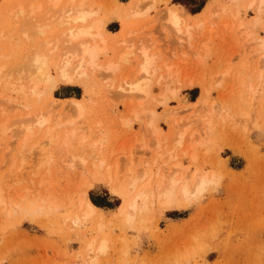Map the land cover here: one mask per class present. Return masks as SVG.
<instances>
[{"label": "rangeland", "instance_id": "374dc122", "mask_svg": "<svg viewBox=\"0 0 264 264\" xmlns=\"http://www.w3.org/2000/svg\"><path fill=\"white\" fill-rule=\"evenodd\" d=\"M35 1L0 0V53L6 51L9 58L0 54L1 65L16 62L24 53L21 63L32 51L29 46L38 37L22 25L32 23L33 28L34 19L43 17L45 7L28 13ZM246 1L89 0L98 7L96 16L107 18L105 29L111 36L106 57L115 59L124 45L136 50L126 63H119L115 74L95 71L75 83L58 82L50 95L41 96L29 93L27 79L12 72L13 65L4 66L2 70L11 74L0 71V188L7 195L6 207L0 204V264H264V4L256 15ZM13 4L16 8L25 4L20 16L8 11ZM171 5L189 15L190 39L165 20ZM133 6L146 12L133 16ZM255 16L259 18L253 23ZM119 39L125 42L115 43ZM141 40L149 44V52L158 54L159 69L144 83L147 94H125L119 85L136 69ZM11 42L19 47L9 56L10 46L6 47ZM50 72L56 76L52 65ZM164 79L178 91L172 96L165 90L169 97L161 104ZM71 99L82 105L79 117L68 104ZM51 100L52 105L57 103L53 113L66 107L63 117L68 113L67 117L75 114L78 119L57 127L52 124L56 114L51 112L54 116L47 126L55 129L52 134L58 140L45 142L47 147L40 150L46 126L39 128L30 118L38 111L45 113ZM20 117L33 123L31 132H36L24 146ZM153 125L164 136L156 140L160 145L154 141ZM73 127V136L65 137L63 131ZM92 161L102 163L96 171ZM204 172L215 173L219 181L189 199L187 206L178 194L176 205L163 207L151 193L170 175L182 174L185 178L181 176L178 184L185 179L192 184ZM140 187L146 188L148 199L132 214L125 203ZM83 197L98 204L92 202L96 212L91 217L82 216ZM126 211L133 215L129 220L124 219Z\"/></svg>", "mask_w": 264, "mask_h": 264}, {"label": "bare ground", "instance_id": "6f19581e", "mask_svg": "<svg viewBox=\"0 0 264 264\" xmlns=\"http://www.w3.org/2000/svg\"><path fill=\"white\" fill-rule=\"evenodd\" d=\"M30 1H32V0H29V2ZM149 1L151 3H153L155 0H149ZM162 1H165L166 2L167 0H162ZM247 1H249V3ZM247 1H246L248 3V4L246 3L247 6H254L253 7L254 8V11L256 12V15H258V13L263 8L262 7V3L264 4V0H258V1L257 0H247ZM88 2H89V0L88 1L87 0H44L41 3L40 2L39 3H36V1H35V3H36L35 5L33 4L34 2L33 3L31 2L33 5L29 3L30 4L29 9L27 7H26V9H28V13H30V14L31 13H34V12L36 13L37 11H39L40 9H42V7H45L44 8L45 10L42 9L44 11L43 15L40 14L41 17L42 16L43 17L40 18V19L35 18L34 19L35 22L33 21L34 22L33 28L35 29L34 31H36L37 34H35V32L32 31V29H33L32 28V23H30V25H29L31 27H28L27 26L28 28L27 27H23V25H22V28H26L27 30L29 28L31 29L29 31L30 32L29 34L33 33V34H31V36L32 35L33 36L35 35L34 37H36V38L38 37L37 38V41H35L36 39H33L32 40L33 41V43H32L33 46L30 45L31 44L30 43L31 40L28 42V45H30L29 47L32 48V51L29 52V53H27L26 56H24L25 57V60L22 59V62L21 63H18V61L19 60L21 61V57H23V55H24L23 48H22V51H23L22 53L23 54L21 53L22 54L21 57H20V55H18L20 57V59L18 57V60L16 62H14L16 59L13 61L12 60V59H14V58H12L13 56L11 57L12 59L10 58L13 61L12 63H18V65H16V66H14V64H12V63L11 64H8V62H6L7 64L3 63L4 61L2 59L8 58L7 57L8 55H6V56L4 55V53H6V51L4 53H0L1 55L3 54L1 56L2 59H0V60L3 61L2 62V65L0 63V65H1L0 66V71L4 68L5 65H9L8 67H10V65H13L14 67L13 66L10 67V68H12L11 69L12 72H15L16 74H18V76L20 77V79H23V78L24 79H27V80H24V81L25 82L27 81V84H29L28 85L29 87H27V88H29L31 90L29 93H37L38 95L41 94V96H43V93H44V95H45V93H47V94L50 95L52 89L55 88V86H56V84L58 82H63V83H67L68 84V83H71L72 81H74V83H75L76 80H80V79L82 80L83 78L89 76L91 73H93L95 71L100 72V73H97L98 75L99 74H102L103 71H107L105 73H113V74H115L116 71L119 68V63L122 62V61H123V63L125 61L127 62L128 55L133 54L136 50L134 49V47L132 45H131L132 47H129V46L126 47V45H124L125 47L122 48L123 50H121L120 52H118V56L116 57L117 60H116V58L113 59V57L112 58L111 57H106L107 54H108V52H109V46L107 45V43H108L107 40H108V37L111 36L110 33L107 32L106 29H105V23L107 21V18H105V17H97L96 15H97V12H98V9H97L98 7L96 6V8H94V6L91 5V3L89 4ZM165 2H163V3H165ZM42 3H45V4L42 5ZM151 3L149 4V7H150V5H153L154 4V3L153 4H151ZM228 3H230V2H228ZM236 4H238V2H236ZM19 5H20V3H19ZM19 5L16 8V6H14V4H13L14 9H13V7H11L12 10H10V8H9L8 11L9 12H13L14 14L13 13L12 14L14 16H16V14L18 16H20L18 13H22L25 10L24 9L25 4H24L23 7L22 6H19ZM171 6L172 7L169 6V7H167L168 9L166 8V10H165L166 11V13H165L166 17H164L165 20L168 21V23L171 24L172 27L176 30L175 31V30L172 29L173 31L179 32V33H184V36H186L184 38L185 39H190V37H191L190 29H192L193 26H192V24L190 22H188L189 21V19H188L189 15L184 16V14L181 13V11L178 9L177 6H175V5H171ZM133 7H131L130 9H132ZM134 8L132 9L133 10L132 14L134 13L133 16H135L136 14L141 16L142 13L146 12L145 10H142V9L139 10L138 8H135V9ZM42 10H40V11H42ZM146 10H147V7H146ZM129 11L131 12V10H129ZM234 12L237 15L236 10ZM28 13H27V15H28ZM25 15H23V16L21 15V16L25 18ZM37 15H39V13ZM126 15H128V14H125V18H126ZM24 18H22V19H24ZM257 18H259V17L258 16H255L254 19H252L253 23H254V21H257L256 20ZM24 22H26V21L24 20ZM122 22H123V20H122ZM28 24H29V22H27V25ZM238 24H239V22H238ZM238 24H236V25L238 26ZM246 26L248 27V26H250V24L249 25L246 24ZM253 26H254V24H253ZM228 27H229V29H231L230 28L231 26H228ZM250 27H252V26H250ZM22 28H21V31H23ZM209 31H210V29H209ZM228 31L231 32V30H228ZM24 32H25V29H24ZM251 32H248L246 34L247 35H249V33L252 34ZM127 34H128V32H127ZM176 34H178V33H176ZM178 35H180V34H178ZM25 36L29 40V37L30 36L28 34H26ZM129 36L131 37V35H129ZM129 36L127 35V37H129ZM11 40H12V38H11ZM14 40H17V37ZM127 41H128V39H127ZM127 41H126V43H127ZM263 41L260 42V45L263 44ZM111 42H113V41H111ZM118 42H120V44H121L122 42H125V41L123 39H121V40L119 39L115 43H118ZM8 43H9V41H8ZM14 43H15V46L16 45H20L19 43L16 44L15 41H14ZM143 43H145V42L142 41V45L137 48L138 51L136 52V54H138L139 60H138V63H136L137 66L135 67L136 68L135 71L134 72L132 71L133 74L131 73L132 75H130V77L131 76L132 77L131 78L128 77L127 79L125 77H122L121 80H122V83H124V84H120V85L118 84L119 85V88L122 91V93L124 91H126V92H124L125 94L127 92H129V93H134V92L136 93L137 92V94H138V92H140V93L143 92V93L147 94L148 91H147L146 87L148 85H146L144 83H147L148 81H150L151 77L159 69L158 65H156V60H157L156 59L157 58L156 57V54L157 53L152 54V52H149V48H148L149 44H147L148 45L147 46V45H145ZM11 44H12V42L9 45L7 44L8 47H6V50H8L7 48H9V46H10V49H9L10 54H9V56L12 55V53L15 54L16 50L19 47L18 46L16 48L14 45L11 46ZM113 44H114V42H113ZM202 44H204V43H202ZM204 45H206V44H204ZM201 46H203V45H201ZM120 49H121V47H120ZM29 51H30V49H29ZM26 52H27V50H26ZM18 53H16V54H18ZM52 55H53V58L54 59H53V61H50L51 60L50 57ZM14 56L16 57V55H14ZM196 56H197V54H196ZM102 57L104 58L103 59L104 60L103 62H101ZM105 57H106V59H105ZM5 60H7V59H5ZM8 60H9V58H8ZM50 65L53 66L54 71L56 73V76L53 75V74H51V72H50ZM164 65H165V63H164ZM166 66L168 67L169 65L166 64L164 67H166ZM5 69H7V68H5ZM175 71L176 70H174V72ZM2 72H4V71L2 70ZM7 72H8V70H7ZM24 72H25V74H23ZM170 72H172V71H169L167 73L170 74ZM224 72L227 73L228 70H225ZM9 74H11V73H7L6 75H9ZM169 74H167V76ZM261 74L262 75H260V74L259 75L263 77V73H261ZM13 75H15V74H13ZM13 75H12V78H13ZM157 76L159 77V75H157ZM258 76H257V79H259V77H260V76L259 77ZM19 77H17V79H16L15 82H16V84L19 83L18 85L21 86L20 85L21 82L18 81V80H20ZM106 77H108V76H106ZM15 78L16 77H14L13 79H15ZM85 79H87V78H85ZM262 79L264 80V77ZM262 79H261V82H262ZM166 80H165V82H166ZM170 80H172V79H170ZM165 84H166L165 85V89L163 90L164 93H166L167 91H170V93H171L172 96L174 94H176L175 92L178 91V87L171 89V87L168 86V83L167 82ZM190 85H192L191 82L187 84V86H190ZM260 86L262 87V85H260ZM263 87H264V83H263ZM39 88H42L41 91H39ZM119 88H117V89H119ZM165 90H166V92H165ZM206 91L204 89L203 90V93H205ZM25 92H27V91H25ZM163 92L161 93L160 99L158 100V102L159 103L161 102V104H164V102L169 97V96H167V93L165 95ZM34 98H36V97H34ZM51 103H52V100H51V102L48 103V107H46V106L44 107L45 109L47 108V111L45 110L46 111L45 113H40V111H38L39 113L37 112V114L36 113L35 114L34 113L32 114V116L34 115L33 117H31V115L29 116V117H31L30 118V122H31V120H32V122L34 121L36 123L37 127L40 128V126H44V127L46 126L45 128H43L44 130H42L43 132H42L41 137H40V140H41V138L43 137V135L45 136L43 138L44 141L42 142V140H41L42 145L41 144H38L39 142H35V143H37L39 145V148L41 146L40 150H43V149H45V147H47V145L43 147V145H45L44 144L45 142L46 143L47 142H54L55 143L56 139L58 138L56 136L57 134L55 132H53V133H54V136H56V138L52 134V130L54 131L55 129L47 126V124H49V122H51L50 120H51V117L54 116L53 114H56V115L54 116L55 118H53V120H54L55 123L52 122V124H54L57 127H61L64 124H72V123H74V119H78L77 117L80 116L81 110H82V105H81L80 101L77 100V99H71V101L68 102V104L70 105L71 110L73 109L72 111L75 114H77V117H76L75 114L70 115L71 117L70 116L67 117V115H69L67 113L66 116H65V118H64L63 117V114H64L63 112H66L67 109H66V107H63L64 108V111H63V109H61L62 112L61 111H60L61 113L59 112V114H62L63 113L62 114V120H60V118H59L60 115L58 113H53V111H52V109L54 107H56L57 103H55V102L53 103V105H55V106H53ZM49 105H52L50 107L51 109L49 108ZM11 107H15V104H12ZM70 108L68 107V110H70ZM42 110L41 111L44 112V109H42ZM83 110H84V108H83ZM51 115H53V116H51ZM72 116H74V117L72 118ZM25 117H23L24 120H22L21 117H20L21 121L18 118H16V120L18 119V125L21 126V127H23L21 129H24V131H21V132H24L23 133L24 134V138L21 139L23 141V142H21V143H23L22 146H24L26 140L31 136V134H33V132H31L32 129L30 128V124H33V123H27V122H25V121H28ZM199 120H201V119L199 118ZM12 121H11V124H12ZM15 121H14V125L17 123V122L15 123ZM207 122L209 124L210 121H207ZM10 126L11 125L6 126V128H8ZM4 127H1V128H4ZM52 127H53V125H52ZM153 128H154L153 129L154 130V132H153L154 135L153 136H155V139L153 137L154 141H156V140L160 141V139H159V135L161 134L160 128H158L156 126H154ZM172 128L174 129L175 127H172ZM74 129L75 128L73 127V129L71 128L69 132L63 131V133L65 132L64 133V136L67 133L70 134L71 136H73L72 134L75 133V131H76ZM4 130H6V129H4ZM175 130L177 131V127L175 128ZM181 130H182V128H181ZM18 131H20V130H18ZM44 132H45V134H44ZM178 133L179 132H177L176 134L178 135ZM197 133H199V132L197 131ZM35 134H36V132L33 135H35ZM179 135H178V137H181L183 134L180 135V136ZM162 136L163 135L161 134L160 135V138ZM174 137L176 138L177 136L174 135ZM174 137H173V139H174ZM45 138H47V141H46ZM181 138H179V139H181ZM161 139L163 140V138H161ZM162 140H161V142H162ZM158 141H156L155 143H157V145H160V142L158 144ZM178 141H180V140H178ZM176 143L177 144L178 143L181 144L180 142H176ZM188 146H189V144H188ZM191 146L194 147L195 146V143L194 144H191ZM191 146H189V147H191ZM193 147H191V148L193 149ZM184 150H186V149H184ZM76 155H74V156H76ZM190 155H191L190 158H193L195 156L194 153H192V152H191ZM81 160H82V158H81ZM92 163H93V161H92ZM99 164L101 166L102 163H99V161H94V163L92 165L90 164V166H92V169H94V171H96L100 167ZM109 167H107V168H109ZM176 167L177 166H175V168ZM126 169H128V172L130 171L129 168H126ZM184 170H185V172H187L186 171L187 169H184ZM107 171H108V169H107ZM179 172H180V170H179ZM185 172L183 171L182 174H185ZM206 173L204 172L202 175H199L197 178H195L193 180L194 182H192V184H191V182L189 183L187 181V179H185L186 180L185 182H183L181 184H178L179 179H181V176H183L182 174L179 175L180 177H175L176 175L175 176L174 175H170V176H168V181L167 182H164L163 184H160V186L157 185L158 187H156L155 191H153V192L151 191V193H152L153 196L156 197L155 200H157L160 203V205L163 206V207L171 208L174 205H176L177 202H178V199H177L178 194L185 199V200L183 199V201L181 202V203H183L182 205L183 206H187L189 204V199H191L192 197H195L196 195H198V193H201L203 190L205 191V189L210 184L214 185V183H216V182L218 183L219 180L216 181V179H218L219 177H217V176L214 177V175H216L215 173L210 172L209 175L206 174ZM192 174H193V172H192ZM131 176H134V173ZM131 176H129V178ZM183 178H185V177L183 176ZM135 179H136V177L135 178H132V180H131L132 181V185H131L132 187H134V185L136 183L135 182ZM82 183H84V182L82 181ZM131 186H130V188H131ZM113 188H115V187H112V191H115V190H113ZM131 189H129V191ZM139 189H141V190H139ZM139 189L138 190L135 189V191H137V192H135V194L132 193V197L130 195L131 198L129 197L130 199L125 203L126 206H127L126 208L130 209V211L132 212V214H133V212L135 210H137L141 206L143 207V205H145V203L147 202V199H148V194H147L146 188H144L145 190H142V187H140ZM2 192L3 191L0 188V204L2 203L4 205V208H5L6 207L5 204L7 203V200L5 199V196H7V195H4V193H2ZM149 193H150V191H149ZM151 198H153V197H151ZM83 199L84 200L82 202L79 201V203L81 202L80 204H81L82 209H83L82 216L85 217V218L93 216L95 214V212H96L95 205L88 198H86V197L84 198L83 197ZM99 214H101V213H99ZM126 214H127V217H125ZM125 215H124V219L126 218V220H129V217L131 216V214L130 213H127V211H126ZM102 245H104V244H101V245L99 244V246H102Z\"/></svg>", "mask_w": 264, "mask_h": 264}, {"label": "trees", "instance_id": "16d2710c", "mask_svg": "<svg viewBox=\"0 0 264 264\" xmlns=\"http://www.w3.org/2000/svg\"><path fill=\"white\" fill-rule=\"evenodd\" d=\"M197 11V10H196ZM196 11H194V12H196ZM90 199H91V197H90ZM92 200V199H91ZM92 202H93V200H92ZM94 203V202H93ZM94 204H96V203H94ZM96 205H98V204H96Z\"/></svg>", "mask_w": 264, "mask_h": 264}]
</instances>
